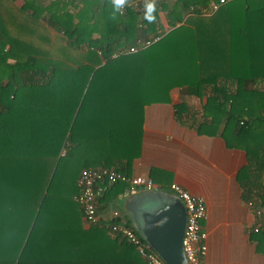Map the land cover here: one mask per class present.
I'll return each instance as SVG.
<instances>
[{"label": "trees", "instance_id": "obj_1", "mask_svg": "<svg viewBox=\"0 0 264 264\" xmlns=\"http://www.w3.org/2000/svg\"><path fill=\"white\" fill-rule=\"evenodd\" d=\"M211 1L0 0V264H149L85 229L75 195L85 168L131 174L145 106L175 88L205 99H183L180 123L247 153L238 181L264 220V0L204 15ZM251 236L264 252V231Z\"/></svg>", "mask_w": 264, "mask_h": 264}, {"label": "crops", "instance_id": "obj_2", "mask_svg": "<svg viewBox=\"0 0 264 264\" xmlns=\"http://www.w3.org/2000/svg\"><path fill=\"white\" fill-rule=\"evenodd\" d=\"M23 2L14 0L10 8H20ZM162 18L165 20L163 13ZM188 97L190 100L175 88L170 102L151 103L144 108L141 150L131 162L130 175L151 177L156 187L135 190L121 185L114 189L115 193H105L103 189L98 197V212L108 223L117 211L121 221L139 229L145 211L153 212L177 198L171 184L178 183L207 202V264H264V252L258 250L250 231L261 218L250 202L244 201L238 181L239 171L248 163L247 153L228 147L220 135L199 133L180 123L177 105L183 99L193 105L191 100L196 96ZM84 228L90 226L84 222ZM4 244L2 238L0 245Z\"/></svg>", "mask_w": 264, "mask_h": 264}, {"label": "built area", "instance_id": "obj_3", "mask_svg": "<svg viewBox=\"0 0 264 264\" xmlns=\"http://www.w3.org/2000/svg\"><path fill=\"white\" fill-rule=\"evenodd\" d=\"M231 1L235 0H213L209 5L202 6L200 10L204 15H212ZM121 8L123 9L124 5ZM146 44H150V41ZM130 51H136V48L132 47ZM119 182L126 183L131 189L135 190L156 187L153 179L148 176L128 175L110 167L85 168L79 176L78 192L75 195V200L80 204L83 211L84 222L89 226L108 227L113 233L122 235L136 247L140 255L149 264H166L146 239L140 236L131 226L121 220L118 223L113 222L114 218L119 217V212L115 211L113 213L114 218L108 223L102 220L98 212V197L106 186ZM171 191L183 202L187 212V224L183 237V248L188 261L187 264H207L208 232L204 228V221L208 218L207 202L203 196L193 194L178 183L171 184ZM261 213L260 210L257 211V215H261ZM250 231L251 233L264 231V220L258 221Z\"/></svg>", "mask_w": 264, "mask_h": 264}, {"label": "water", "instance_id": "obj_4", "mask_svg": "<svg viewBox=\"0 0 264 264\" xmlns=\"http://www.w3.org/2000/svg\"><path fill=\"white\" fill-rule=\"evenodd\" d=\"M187 212L183 202L176 198L153 212L143 213V226L138 230L166 264H187L183 237Z\"/></svg>", "mask_w": 264, "mask_h": 264}, {"label": "clouds", "instance_id": "obj_5", "mask_svg": "<svg viewBox=\"0 0 264 264\" xmlns=\"http://www.w3.org/2000/svg\"><path fill=\"white\" fill-rule=\"evenodd\" d=\"M125 3V0H113V6L116 8L121 7ZM146 8H151V11H147V17H152V12L155 10L154 4L148 3Z\"/></svg>", "mask_w": 264, "mask_h": 264}, {"label": "rangeland", "instance_id": "obj_6", "mask_svg": "<svg viewBox=\"0 0 264 264\" xmlns=\"http://www.w3.org/2000/svg\"><path fill=\"white\" fill-rule=\"evenodd\" d=\"M186 98L188 99L189 97L187 96ZM188 100H190V98ZM191 102L193 106L195 105V107H197L198 109H201L203 103L205 102V99H200L198 97H194V98L192 97Z\"/></svg>", "mask_w": 264, "mask_h": 264}]
</instances>
